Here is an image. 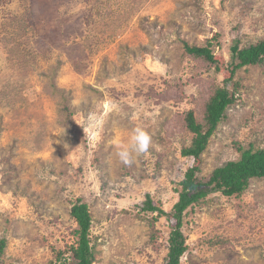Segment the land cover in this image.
Instances as JSON below:
<instances>
[{
	"label": "rangeland",
	"instance_id": "obj_1",
	"mask_svg": "<svg viewBox=\"0 0 264 264\" xmlns=\"http://www.w3.org/2000/svg\"><path fill=\"white\" fill-rule=\"evenodd\" d=\"M62 1L0 0V264H57L77 243L76 200L93 264H163L186 171L207 176L239 158L237 145L264 150V64L228 81L232 42L264 40V0ZM184 42L211 45L215 65L189 59ZM233 83L239 100L206 150L183 157L193 135L178 116L198 120L208 91ZM135 127L153 146L126 166L116 145ZM147 195L168 217L139 211ZM205 201L183 217L180 264H264V179Z\"/></svg>",
	"mask_w": 264,
	"mask_h": 264
},
{
	"label": "trees",
	"instance_id": "obj_2",
	"mask_svg": "<svg viewBox=\"0 0 264 264\" xmlns=\"http://www.w3.org/2000/svg\"><path fill=\"white\" fill-rule=\"evenodd\" d=\"M48 3L50 0H40ZM58 2V0H55ZM62 1V0H60ZM64 1V0H63ZM62 1V2H63ZM45 12V11H44ZM211 45H189L183 43L185 55L194 61L210 69L215 65ZM230 76L232 81L236 70L245 67H255L264 64V40L255 44L239 47V42L234 40L229 48ZM240 87L238 83L232 84V90L226 87H216L208 91V96L203 100L199 119L192 111L178 116L176 126L193 135L191 145L181 150L183 157L197 159L208 146L209 139L215 132L219 123L225 118L228 108L237 104ZM239 158L215 168L205 177L198 176L199 169L194 167L186 171L177 191L178 199L172 208L174 225L170 227L167 240V254L163 264H180L182 256L187 251L185 237L181 231L183 217L188 209L205 203L206 198L215 193L231 198L241 196L249 187L252 180L264 179V150L258 149L253 143L247 146L237 145ZM70 217L75 222L74 236L76 244L68 247L66 251L57 254V264H93L96 259L95 245L90 239L91 216L87 204L81 200L70 203ZM139 211L156 213L157 217H168L163 210L155 207L149 195ZM6 241L0 240V258L3 254Z\"/></svg>",
	"mask_w": 264,
	"mask_h": 264
},
{
	"label": "clouds",
	"instance_id": "obj_3",
	"mask_svg": "<svg viewBox=\"0 0 264 264\" xmlns=\"http://www.w3.org/2000/svg\"><path fill=\"white\" fill-rule=\"evenodd\" d=\"M115 107V106H113ZM88 129L93 131L95 129V119L93 117L88 118ZM153 142L151 135L141 127H135L131 130L127 143H117L115 155L120 163L131 166L134 163V156L149 154L150 148H152Z\"/></svg>",
	"mask_w": 264,
	"mask_h": 264
}]
</instances>
